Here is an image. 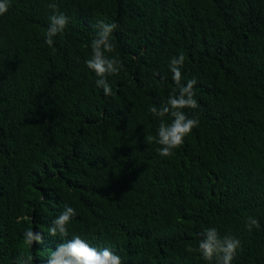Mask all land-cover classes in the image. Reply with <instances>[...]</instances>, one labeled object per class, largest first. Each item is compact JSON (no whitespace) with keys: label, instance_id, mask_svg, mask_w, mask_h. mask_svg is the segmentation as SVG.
Returning <instances> with one entry per match:
<instances>
[{"label":"trees","instance_id":"1","mask_svg":"<svg viewBox=\"0 0 264 264\" xmlns=\"http://www.w3.org/2000/svg\"><path fill=\"white\" fill-rule=\"evenodd\" d=\"M51 2L70 17L54 53ZM98 19L119 25L125 70L108 77L112 96L85 65ZM181 52L199 105L184 111L200 123L163 157L145 140L159 124L148 107L175 87L168 64ZM66 203L77 212L68 239L122 264H209L186 251L208 227L241 240L233 264H264V0H11L0 16V264L22 253L41 264L63 242L47 229ZM29 227L42 244H24Z\"/></svg>","mask_w":264,"mask_h":264},{"label":"clouds","instance_id":"2","mask_svg":"<svg viewBox=\"0 0 264 264\" xmlns=\"http://www.w3.org/2000/svg\"><path fill=\"white\" fill-rule=\"evenodd\" d=\"M10 4L11 0H0V16L8 12ZM47 7L52 11L48 16V26L43 35L45 43L52 48L54 53V37L66 29L70 17L60 11L55 2L49 3ZM118 27L116 22L96 20L93 24L95 34L90 45H84L91 49V55L85 60V65L95 74V85L103 90L105 96L114 94L108 77L118 75L125 70L123 60L115 51L116 44L113 40V33ZM184 62L185 55L182 52L171 57L168 68L175 87L169 91L167 99L159 106L149 105L148 107V112L159 121V124L156 135H146L145 140L147 144L159 145L156 151L163 157L173 156L175 150L183 145L185 137L200 123L198 116L190 117L184 111L199 107L194 91L197 80L189 78L186 82L184 81L182 75ZM154 75L158 76L159 73H154ZM165 117L169 119L166 121ZM76 214V209L66 203L61 213L52 220L47 234L54 238L59 237L63 242L58 243L54 250H50L41 264H122L121 257L109 247L98 250L79 234L72 235L71 239H68V225ZM244 223L249 231L254 227L257 229L260 227L259 220L251 215L244 218ZM199 235L198 245H186V251L199 252L209 264H233L238 251L242 248L239 238L230 232L221 236L215 227L205 228ZM23 242L29 247H33L34 243L42 244L44 242L43 233L29 227L23 232ZM34 260L33 255L22 253V264H33Z\"/></svg>","mask_w":264,"mask_h":264}]
</instances>
